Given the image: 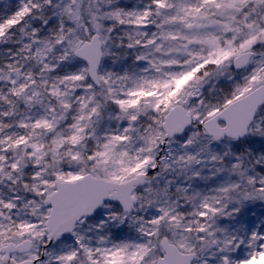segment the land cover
<instances>
[{
  "label": "snow or ice",
  "instance_id": "obj_1",
  "mask_svg": "<svg viewBox=\"0 0 264 264\" xmlns=\"http://www.w3.org/2000/svg\"><path fill=\"white\" fill-rule=\"evenodd\" d=\"M0 264H264V0H0Z\"/></svg>",
  "mask_w": 264,
  "mask_h": 264
}]
</instances>
